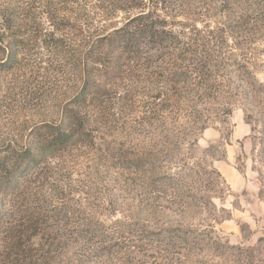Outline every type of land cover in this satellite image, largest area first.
I'll list each match as a JSON object with an SVG mask.
<instances>
[{"label": "rangeland", "instance_id": "374dc122", "mask_svg": "<svg viewBox=\"0 0 264 264\" xmlns=\"http://www.w3.org/2000/svg\"><path fill=\"white\" fill-rule=\"evenodd\" d=\"M49 1L56 5L44 10ZM73 1L62 13L57 0H0V264L34 255L50 264L83 256L85 264H264V4L233 0L253 41L239 49L224 38L230 60L221 72L213 51L207 72L191 65L190 78L206 84L201 102L176 105L166 82L174 70L142 67L124 69L92 108L73 102L82 80L72 61L87 51L78 2L88 11L106 0ZM179 1L199 16L158 12L165 30L210 47L208 32L227 12L220 0ZM107 10L108 32L136 13ZM155 77L165 83L154 86ZM220 83L216 98L211 86ZM67 109L91 116L84 140L30 161V131L61 122Z\"/></svg>", "mask_w": 264, "mask_h": 264}, {"label": "trees", "instance_id": "16d2710c", "mask_svg": "<svg viewBox=\"0 0 264 264\" xmlns=\"http://www.w3.org/2000/svg\"><path fill=\"white\" fill-rule=\"evenodd\" d=\"M57 1L63 4V7L58 9L62 13H71L74 6H77V1ZM208 1L211 2V0ZM245 1L249 3V0ZM51 2H45L43 6L44 10H47V8L51 9L52 6L56 5V3ZM78 3V16L81 23L77 31L81 36L80 41L87 46V51L85 50L83 53L80 51L78 53V64L72 61L76 68L79 66V75L82 80L79 95L77 99L73 100L80 107H101L108 90H114L115 81L123 79L122 76L126 73L124 69H127V73H130V70L142 67L144 69L159 67L162 70L170 67L174 70L173 73H170V77L166 82L171 83L174 87L176 92L174 103L176 105L179 106V103L187 98H193L195 103L199 100L201 102L206 97V90L203 88L206 84H203V80L196 82L191 79L190 75L193 74L191 71L197 67V70H206L207 72L208 63L214 61V59H211L214 55L209 53L213 51L216 53L214 56L217 58L216 60H220L216 61L215 66L218 67V72H221L222 69L219 68L221 66L225 68L228 65L227 61L230 60V56H227L224 49V45L226 44V41L223 40L224 38L232 37L235 40L234 46L239 49L244 44H250L253 41L252 35L241 30L243 25L239 24L234 17L233 6L235 3L233 0H220L218 2L220 9L227 12L226 15L222 14L223 22L220 23L219 27L214 28L215 32H208L210 47L204 41L201 42L197 38H191L190 42L180 41L179 36H175L173 33L165 30L167 21L163 18L161 19L158 12L170 16V18L182 13L187 14L186 17L191 16V18L199 16L198 13L189 14L187 12V5L184 3L179 4V0H106L95 4L88 11L89 3L87 1ZM260 3L264 4V0H260ZM69 4L72 5L69 6ZM184 7L185 9L182 10ZM93 9L97 11L96 18H98V21L96 19V25L94 24L95 18L92 16ZM107 9H114L115 11L134 10L136 13L130 19H127L123 26L112 28L113 30L108 32L104 25L106 20H108L109 11ZM22 11H25V9H22ZM41 12L43 13V11ZM27 13L30 12L27 11ZM251 16L250 14L249 18ZM258 16L261 18L260 14ZM217 17L219 18V16ZM191 18V23L194 24L196 20ZM245 21L243 20L244 23ZM100 22H104V24H100ZM182 26L186 28L192 25L183 24ZM2 27L4 28V26ZM84 34H87V36ZM165 43H169L173 47L166 49L163 46ZM180 44V49H177V46ZM54 45L56 48L61 49V53L64 52V48L67 46L62 41L54 42ZM173 49L176 50L175 53ZM152 51L153 53H150ZM15 56H17V53L13 55V57ZM71 58L73 59L74 55ZM88 63L98 65L99 67L95 65L90 67ZM153 74L157 77V73H152L151 75ZM241 74L240 72L238 76H241ZM161 77H163L162 72L158 75V78ZM155 80L152 81L154 86L165 83L159 81L160 79ZM227 86H231L230 81L227 82ZM221 87H223L222 83L211 86L216 98L219 97ZM162 94V90L156 91L155 96H153L154 100L160 98L159 96ZM167 108V106L165 108L159 107L157 111H163ZM90 119L91 116L87 117L85 114L81 115V113H76L72 109H67L61 122L57 124H40L33 128L29 136L34 143V147L31 149L33 153L30 154L29 151L31 150L27 151L30 154L28 159L36 161V159L56 154L69 144L83 141ZM38 251L34 250L36 254ZM33 258L31 260L25 258L24 262H27L26 264L51 263V259L46 256L34 255ZM82 258L84 260H81L80 264H85L89 261L87 257L83 256Z\"/></svg>", "mask_w": 264, "mask_h": 264}]
</instances>
